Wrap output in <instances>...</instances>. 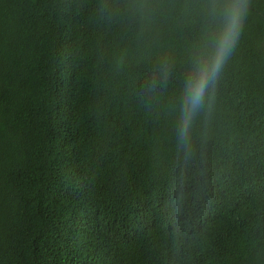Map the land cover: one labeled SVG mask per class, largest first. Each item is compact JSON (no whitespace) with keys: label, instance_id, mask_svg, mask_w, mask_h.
Here are the masks:
<instances>
[{"label":"trees","instance_id":"obj_1","mask_svg":"<svg viewBox=\"0 0 264 264\" xmlns=\"http://www.w3.org/2000/svg\"><path fill=\"white\" fill-rule=\"evenodd\" d=\"M0 264H264V0H0Z\"/></svg>","mask_w":264,"mask_h":264},{"label":"clouds","instance_id":"obj_2","mask_svg":"<svg viewBox=\"0 0 264 264\" xmlns=\"http://www.w3.org/2000/svg\"><path fill=\"white\" fill-rule=\"evenodd\" d=\"M239 16L240 12L238 11L233 18V25L229 35L225 37V40L217 53L213 67L210 70L211 72H215L219 69V66L223 62L227 49L231 46V43L233 42L236 31L239 27ZM208 76L209 71H203L199 80L195 84L189 86V101L193 106L200 102V99L203 95L204 89L208 81Z\"/></svg>","mask_w":264,"mask_h":264}]
</instances>
